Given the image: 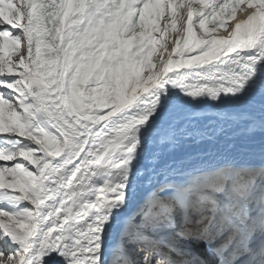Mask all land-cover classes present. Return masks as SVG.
Masks as SVG:
<instances>
[{"label":"snow or ice","instance_id":"snow-or-ice-1","mask_svg":"<svg viewBox=\"0 0 264 264\" xmlns=\"http://www.w3.org/2000/svg\"><path fill=\"white\" fill-rule=\"evenodd\" d=\"M0 264H264V0H0Z\"/></svg>","mask_w":264,"mask_h":264},{"label":"bare ground","instance_id":"bare-ground-1","mask_svg":"<svg viewBox=\"0 0 264 264\" xmlns=\"http://www.w3.org/2000/svg\"><path fill=\"white\" fill-rule=\"evenodd\" d=\"M237 16L240 17V13H239V12L237 13ZM219 35H221V36H222V35H225V32H224L223 29H220V31H219Z\"/></svg>","mask_w":264,"mask_h":264},{"label":"rangeland","instance_id":"rangeland-1","mask_svg":"<svg viewBox=\"0 0 264 264\" xmlns=\"http://www.w3.org/2000/svg\"><path fill=\"white\" fill-rule=\"evenodd\" d=\"M158 52H159V50L157 51V53H154V57H155L156 55H158Z\"/></svg>","mask_w":264,"mask_h":264}]
</instances>
